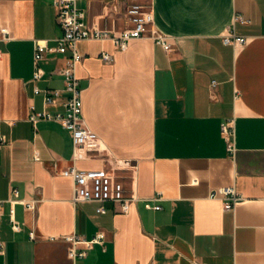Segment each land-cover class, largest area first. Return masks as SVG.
Here are the masks:
<instances>
[{"label": "crops", "instance_id": "0c3cea01", "mask_svg": "<svg viewBox=\"0 0 264 264\" xmlns=\"http://www.w3.org/2000/svg\"><path fill=\"white\" fill-rule=\"evenodd\" d=\"M133 1L151 3L154 27L172 49L151 37L131 39L125 51L112 39L78 43L84 119L101 150L75 160L71 130L31 119L44 109L64 111L67 98L62 70L70 52L49 53L43 78L33 81L35 41L55 44L64 33L53 0H0V133L7 136L0 144V264H264V0L79 5L91 23L111 28ZM230 29L248 41L226 44ZM102 51L114 61L103 60ZM35 85L63 90L59 101L46 105ZM230 119L234 153L221 129ZM71 165L118 174L137 201L129 212L109 203L105 213L97 211L99 202L75 201L74 181L63 174ZM222 186L242 196L234 210L211 197ZM14 187L37 208L13 202ZM147 200L161 208L147 207ZM12 208L20 230L11 225ZM99 232L104 245L84 259L69 256L63 236Z\"/></svg>", "mask_w": 264, "mask_h": 264}, {"label": "built area", "instance_id": "2783aa9c", "mask_svg": "<svg viewBox=\"0 0 264 264\" xmlns=\"http://www.w3.org/2000/svg\"><path fill=\"white\" fill-rule=\"evenodd\" d=\"M81 0H53L58 24L63 29L62 36L56 37L55 44H51L50 39H37L35 41V70L33 81L43 78L45 71L42 61L49 53L70 52L67 57V64L62 72L65 77L64 91L67 98L64 102V111L53 113L46 109L36 111L31 119L35 122L39 120H54L62 123L71 130L74 142V159H85L93 156L101 150L99 135L92 130L84 119L83 88L77 74V66L84 59V54L80 51L78 43L84 39H112L117 48L127 50L129 41L133 38L151 37L157 44L165 49L171 50L173 43L170 37L160 32L154 27V14L151 3L143 1L129 2L123 11L113 19V27H104L97 23H91L86 10L80 7ZM236 20L245 21L241 15H236ZM118 20L120 21L118 23ZM118 25L120 27H118ZM2 38H10L8 28H2ZM226 44L234 46L245 44L248 39L245 36L236 34L234 29L223 36ZM1 55V52H0ZM101 58L105 61H114V56L108 51H102ZM217 81L213 80V86ZM36 94L44 95L46 105H54L62 95L61 89L41 88L35 85ZM222 134L227 140L229 150L236 151V127L234 120L230 119L222 124ZM7 143V136L0 133V144ZM65 176L73 179L75 185V201H96L100 205L98 212L108 211V204L113 203L120 206L122 212H129L138 197L126 186L125 182L114 172L105 169H82L76 165H71L63 170ZM13 202L21 201L28 208L36 209L37 200L23 201L18 198L19 190L12 189ZM211 197H221L225 200V210H234L235 206L242 200V196L234 186H222L211 192ZM145 205L149 208L160 209V204H153L147 200ZM1 213V202H0ZM11 225L15 230H20L21 222L17 219L15 209L11 210ZM32 239H37L35 230L30 232ZM53 237L52 239H55ZM71 242L69 256L74 260L87 258L89 251L96 244H105L106 235L104 232L97 233L93 238H87L79 233H71L63 236ZM5 252V244L0 240V253ZM92 264V263H87Z\"/></svg>", "mask_w": 264, "mask_h": 264}, {"label": "rangeland", "instance_id": "374dc122", "mask_svg": "<svg viewBox=\"0 0 264 264\" xmlns=\"http://www.w3.org/2000/svg\"><path fill=\"white\" fill-rule=\"evenodd\" d=\"M119 21V20H118ZM120 22V21H119Z\"/></svg>", "mask_w": 264, "mask_h": 264}]
</instances>
